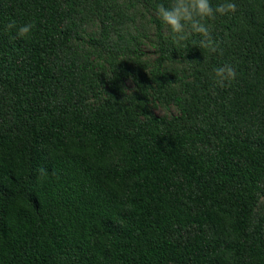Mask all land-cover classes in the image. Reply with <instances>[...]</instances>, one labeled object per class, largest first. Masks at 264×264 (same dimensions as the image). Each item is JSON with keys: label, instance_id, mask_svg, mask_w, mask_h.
I'll use <instances>...</instances> for the list:
<instances>
[{"label": "trees", "instance_id": "obj_1", "mask_svg": "<svg viewBox=\"0 0 264 264\" xmlns=\"http://www.w3.org/2000/svg\"><path fill=\"white\" fill-rule=\"evenodd\" d=\"M233 2L221 55L170 0H0V264H264V0Z\"/></svg>", "mask_w": 264, "mask_h": 264}, {"label": "clouds", "instance_id": "obj_2", "mask_svg": "<svg viewBox=\"0 0 264 264\" xmlns=\"http://www.w3.org/2000/svg\"><path fill=\"white\" fill-rule=\"evenodd\" d=\"M236 10L237 5L233 0H222L215 7L211 0H170L167 6L163 3L157 5L156 15L170 30L176 43L185 41L190 34L195 33L201 37L198 42L200 49L207 50L209 54L222 55L221 42L213 37L211 26L206 21L215 20L218 15L224 16ZM35 27V20L19 26L13 20L5 25L4 31L11 32L15 29L16 37L23 38L29 36ZM236 75L235 68L230 64L212 69V81L215 87H225L236 78Z\"/></svg>", "mask_w": 264, "mask_h": 264}]
</instances>
